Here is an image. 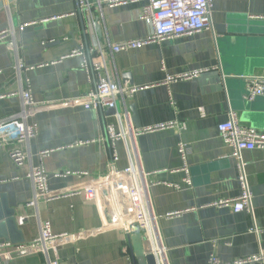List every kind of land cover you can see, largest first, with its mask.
<instances>
[{"label":"crops","instance_id":"1","mask_svg":"<svg viewBox=\"0 0 264 264\" xmlns=\"http://www.w3.org/2000/svg\"><path fill=\"white\" fill-rule=\"evenodd\" d=\"M1 1L0 31L12 28L14 35L0 42V95H5L0 121L20 110L19 94L29 88L37 108L30 118L38 127L28 147L33 165L41 163L40 152L54 150L42 162L52 198L47 200L36 196L24 170L14 166V146H0V201L14 210L22 243L35 240L41 224L49 222L54 234L67 235L57 248L59 264H148L154 240L137 229L117 227L115 181L129 166L126 144H117L119 159L113 163L106 127L116 125V118L108 110L85 106L83 96L94 88V80L82 70V58L70 56L80 45L90 52L99 41L112 80L140 88L119 100L128 132L177 124L171 130L129 136L146 176L155 242L165 263L206 264L211 255L231 262L264 252V150L243 152L254 218L214 206L241 193L237 161L218 132L229 108L241 125L264 130V97L243 99L245 78L264 76V0H216L213 32L119 54L111 46L145 38L151 31L141 19L140 4L100 8L97 0H89L97 33L82 12L84 28L78 0ZM18 62L33 69L18 72ZM194 71L203 73L164 84L168 76ZM76 142L91 143L71 147ZM180 143L189 151L191 186L184 183ZM171 213L180 214L167 218ZM0 242L10 243L4 238ZM44 263L40 250L0 258V264Z\"/></svg>","mask_w":264,"mask_h":264},{"label":"built area","instance_id":"2","mask_svg":"<svg viewBox=\"0 0 264 264\" xmlns=\"http://www.w3.org/2000/svg\"><path fill=\"white\" fill-rule=\"evenodd\" d=\"M216 0H97L101 8L107 5L109 8L126 6L129 4L141 5V19L148 22L151 31L145 38L130 39L111 46L113 54L137 50L148 45L160 44L164 41L175 40L184 36H193L204 31H214L213 8ZM79 11L88 14L89 24L93 26L95 20L92 15L94 5L89 0H78ZM14 35L12 28L0 31V42ZM14 45V44H12ZM15 46V45H14ZM105 48L97 41L93 50L86 51L84 45L78 46L70 56L82 58L81 68L87 74L89 81L94 80V88L83 96V103L91 110H116L114 117L116 125L108 124L106 127L107 138L113 150L112 162L118 161L117 144L124 142L128 152L129 166L118 173L115 181L118 210L120 220L118 228L130 231L133 228L143 232L154 240L152 255L157 264H166L163 250L155 242L154 220L150 212L147 196L145 174L139 169L138 160L129 136L138 137L171 130L177 127L175 122L161 123L143 128H135L128 132L124 119L118 112L120 99L132 97L140 88L134 86H120L116 84L109 73ZM17 71L31 70L24 64L17 63ZM203 72H186L178 76H168L164 84L169 86L180 80L198 78ZM245 93L243 99L246 102H254L264 97V76L254 75L245 78ZM21 98L20 110L8 118L0 121V146L13 145L11 160L14 166L24 170V177L33 183L36 196H42L47 200L52 199L48 187V174L42 164L54 150L39 153L40 164L35 166L29 152V144L38 136L36 123L31 122L32 114L37 108L31 90L24 89L19 94ZM5 95H0V100ZM218 132L223 142L232 150L231 157L237 161L238 180L241 193L238 197L224 199L216 202L214 206L219 208H232L235 213L246 212L254 218L253 194L248 182L246 163L243 152L264 150V130L259 131L251 127L241 125L237 113L229 108L228 119L218 125ZM91 142H76L71 147L86 146ZM131 144V145H129ZM178 152L183 161L184 183L191 186L190 168L187 164L189 154L185 144L180 143ZM113 166V165H112ZM71 174V173H67ZM177 187V186H174ZM36 200L30 204L33 206ZM180 213L167 214V218H174ZM23 220H20L22 223ZM256 231V227L254 228ZM66 234H54L49 222L41 224L39 236L28 243L10 244L0 242V258L11 254H23L40 250L44 254V264H59L57 248L60 241L66 238ZM206 264H264V252L240 258L231 262H225L211 255Z\"/></svg>","mask_w":264,"mask_h":264},{"label":"water","instance_id":"3","mask_svg":"<svg viewBox=\"0 0 264 264\" xmlns=\"http://www.w3.org/2000/svg\"><path fill=\"white\" fill-rule=\"evenodd\" d=\"M8 3H13L16 0H7ZM5 7L4 2H0V10ZM80 16L82 19V23L84 28L86 27V20L81 11ZM93 27L95 28L97 33H100V28L96 22H94ZM245 93V92H244ZM108 112L114 115L116 110H108ZM7 228V229H6ZM8 230V231H7ZM7 231V232H6ZM6 233H9L6 234ZM20 232L18 231V225L16 218H14V210H11L2 200L0 201V238H4L5 241L10 242L12 244H18L24 242V239L20 236ZM146 260L148 264H157L155 256L152 254H148L146 256Z\"/></svg>","mask_w":264,"mask_h":264}]
</instances>
